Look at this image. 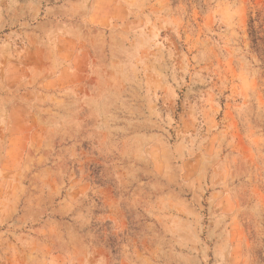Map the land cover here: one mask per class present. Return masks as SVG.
<instances>
[{"label": "rangeland", "instance_id": "1", "mask_svg": "<svg viewBox=\"0 0 264 264\" xmlns=\"http://www.w3.org/2000/svg\"><path fill=\"white\" fill-rule=\"evenodd\" d=\"M0 264H264V0H0Z\"/></svg>", "mask_w": 264, "mask_h": 264}, {"label": "trees", "instance_id": "2", "mask_svg": "<svg viewBox=\"0 0 264 264\" xmlns=\"http://www.w3.org/2000/svg\"><path fill=\"white\" fill-rule=\"evenodd\" d=\"M259 40L261 41L262 39H257V38H256V41H255V43H257V41H259Z\"/></svg>", "mask_w": 264, "mask_h": 264}]
</instances>
